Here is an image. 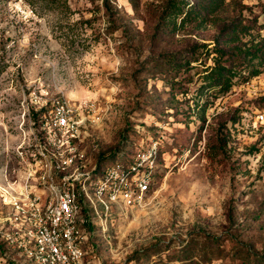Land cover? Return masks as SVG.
<instances>
[{"label": "rangeland", "instance_id": "374dc122", "mask_svg": "<svg viewBox=\"0 0 264 264\" xmlns=\"http://www.w3.org/2000/svg\"><path fill=\"white\" fill-rule=\"evenodd\" d=\"M175 1L212 0H0V183L66 100L91 165L159 145L145 201L95 217L88 264H264V66L236 65L227 91L206 81L218 43L264 50V0H222L183 26ZM235 26L247 31L227 46ZM196 45L190 67L174 61Z\"/></svg>", "mask_w": 264, "mask_h": 264}, {"label": "built area", "instance_id": "2783aa9c", "mask_svg": "<svg viewBox=\"0 0 264 264\" xmlns=\"http://www.w3.org/2000/svg\"><path fill=\"white\" fill-rule=\"evenodd\" d=\"M76 111L75 104L57 100L33 131L36 143L18 148L20 171L0 183L7 208L0 210V242L24 260L19 264H88L84 224L114 208L142 204L155 183L157 142L91 165L76 144L83 122ZM256 114L264 125V104Z\"/></svg>", "mask_w": 264, "mask_h": 264}, {"label": "trees", "instance_id": "16d2710c", "mask_svg": "<svg viewBox=\"0 0 264 264\" xmlns=\"http://www.w3.org/2000/svg\"><path fill=\"white\" fill-rule=\"evenodd\" d=\"M55 4L62 3L61 0H51ZM189 3V2H188ZM222 3V0H212L209 4H194L190 5L188 7V10H185L183 6H180L177 1H175L170 6V15L175 20L176 26H183L186 24L187 21L195 20L198 21L201 18V21L205 19V13L209 11L210 8L215 11L218 7H220V4ZM65 5V2H64ZM189 5V4H188ZM182 15L180 23L176 22L177 17ZM235 27H228L226 30L225 36V44L229 46L232 43H236L240 40V33L246 32L243 30H240ZM230 29V30H228ZM228 30V31H227ZM223 31V32H224ZM204 45H196L192 49H190L188 55L181 56L179 60H176V63H181V66L187 65L190 67V64L192 62L198 61V58L194 57V53L197 49L201 48ZM235 49V50H234ZM214 53L216 54L213 56V64L206 67L207 74H206V81L213 85H226L225 91H227L231 84H232V75L236 73L234 68H236V65H242L246 62H252L254 60H258V66H264V50L262 48L257 47L255 51L250 52V50H246L240 46H234L233 48H224L223 46L218 43L217 46L213 49ZM179 61V62H178ZM261 70H254L252 75H258ZM263 99V98H262ZM262 105L264 104V100H262ZM261 107V106H260ZM259 107V108H260ZM116 153L113 158L117 156ZM102 163V162H101ZM106 163V162H104ZM81 199V198H80ZM84 213L87 216V210L85 208ZM93 224L91 221L86 222L84 226L90 231L93 227ZM90 242V241H89ZM0 248L2 251L5 250V244L3 242H0ZM88 247H86L87 250ZM88 251V250H87Z\"/></svg>", "mask_w": 264, "mask_h": 264}]
</instances>
